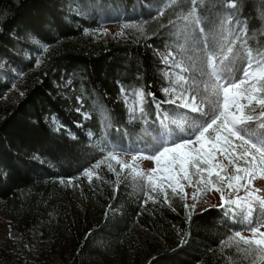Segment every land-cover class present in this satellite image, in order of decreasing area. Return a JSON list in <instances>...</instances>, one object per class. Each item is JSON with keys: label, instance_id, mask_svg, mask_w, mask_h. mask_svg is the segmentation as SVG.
Masks as SVG:
<instances>
[{"label": "trees", "instance_id": "obj_1", "mask_svg": "<svg viewBox=\"0 0 264 264\" xmlns=\"http://www.w3.org/2000/svg\"><path fill=\"white\" fill-rule=\"evenodd\" d=\"M166 2L164 14L157 16L158 0H116L118 7H111L113 0H96L106 8L85 17L77 14L81 0H0V103L12 89L10 74L2 72V65L22 71L24 82V95L17 103L0 104V164L7 166L8 174L0 180V213L15 227L29 233L46 225L60 207L63 182L93 163L101 150L126 138L133 143L148 138L154 108L147 93L154 92L157 100H163L161 89L169 86L167 68L162 71L157 59L168 52L165 45L169 46L172 36L168 21L178 23L190 5V0ZM236 2L237 8L231 9L226 0H216V7L213 0H205L206 22L210 20L218 29L231 15L228 27L235 31L228 38L236 40L233 47L241 52L238 66H242L246 48L236 37L246 35L254 55L257 42L264 46V0ZM41 20H54L57 25L51 32L37 28L41 42L49 45L47 52L24 34ZM128 21L143 26L144 32L99 46L87 38L103 23ZM244 26L246 32H241ZM73 73L74 87L70 88L66 77ZM118 81L125 89L145 86L147 123L131 119ZM76 96L83 97L81 113L75 111L80 107ZM83 112L90 118L84 119ZM61 125L66 128L54 131ZM75 250L73 264H84L86 248ZM177 254L178 264L184 254Z\"/></svg>", "mask_w": 264, "mask_h": 264}, {"label": "snow or ice", "instance_id": "obj_2", "mask_svg": "<svg viewBox=\"0 0 264 264\" xmlns=\"http://www.w3.org/2000/svg\"><path fill=\"white\" fill-rule=\"evenodd\" d=\"M158 2L161 6L156 15L160 16L169 4L166 0ZM226 3L231 9L237 8L236 0H226ZM212 6H217L216 0ZM79 7L77 14L87 17L106 5L97 4L96 0H81ZM111 7H118L116 0ZM206 13L205 0H190L187 11L177 18L178 23L168 21L171 27L167 31L175 38L179 58L171 50L157 57L161 70L176 68L189 75L179 76L177 81L162 87L163 100H157L154 92L147 93L154 108L148 138L135 143L127 138L122 143L113 142L106 153L101 150L100 159L83 168L80 174L91 182L93 176L99 178L96 170L105 164L118 183L120 172L113 167L115 162L121 171L128 169L139 177L137 187L144 195L141 206L155 200L153 193H162L163 201L168 202L170 189L173 196L184 202L189 221L199 203L206 202L210 194L216 195L218 203L208 207L223 213L226 228L229 221L239 225L238 230L227 228L219 244L234 248L249 264H264V46L257 42L254 55L253 49L247 46L246 35H237L236 39L246 48V58L242 66H238L241 52L234 50L236 40L228 38L235 31L228 27L231 16L222 20L216 29L210 20L206 22ZM129 24L134 25V22L128 21L124 26ZM56 27L54 20H41L36 27L25 29L24 34L47 52L49 45L41 42L40 31L51 32ZM138 27L143 33V26ZM101 31L107 32V29ZM240 31L246 32V29L242 27ZM12 35L15 38V32ZM40 63L37 57L35 64ZM10 72L17 77L23 75L17 69ZM73 76L74 73L66 77L70 88L74 87ZM117 83L125 96L126 107L129 93L136 100L129 110L131 118L147 122L143 106L145 86L133 90ZM12 88H16L15 83ZM75 99L80 105L75 111L81 113L83 97ZM163 105H169L170 109ZM82 115L84 119L90 118L87 112ZM63 128L66 126L61 125L54 131L60 132ZM120 154L129 155L130 161L122 159ZM141 160L153 166L142 169ZM7 175V166L0 164V180H6ZM68 179L71 181L74 177ZM186 186L191 192L186 191ZM241 190L243 195L239 194Z\"/></svg>", "mask_w": 264, "mask_h": 264}, {"label": "rangeland", "instance_id": "obj_3", "mask_svg": "<svg viewBox=\"0 0 264 264\" xmlns=\"http://www.w3.org/2000/svg\"><path fill=\"white\" fill-rule=\"evenodd\" d=\"M125 24L128 23H103L89 32L87 38L93 46H99L141 33L138 24H129L128 27ZM169 37L168 51H173L179 58L175 38ZM1 69L10 74L12 84L16 85L0 103L7 107L21 99L23 75L14 76L10 69L16 68L12 66L6 68L2 65ZM167 72L169 85L179 76L188 75L176 68L167 69ZM135 104V98L129 93L128 109ZM120 155L130 161L129 155ZM101 156L102 151L95 160ZM140 164L142 169L153 166L147 160H141ZM113 167L120 172L118 183L115 174L109 172L105 164L96 170L99 178L93 176L91 182L81 172L71 181H64L65 194L60 207L49 216L46 225L29 233L15 227L0 213V264H73L77 255L75 249L81 246L87 253L84 264H132L139 261L143 264H177L178 251L184 254L178 264H249L234 248L219 244L227 228L238 230L239 225L229 221L226 228L223 213L208 207L218 203L216 195L210 194L205 198L206 202L199 203L191 212L189 221L184 202L173 196L170 189L168 202L163 201L162 193H153L155 200L141 206L144 195L137 187L139 177L128 169L121 171L115 162ZM186 191L191 192V188L186 186ZM239 194L243 195V190ZM202 208L207 210L202 211Z\"/></svg>", "mask_w": 264, "mask_h": 264}]
</instances>
